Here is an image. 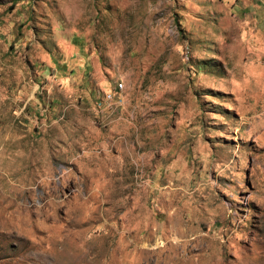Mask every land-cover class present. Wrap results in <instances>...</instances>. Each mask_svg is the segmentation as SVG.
Listing matches in <instances>:
<instances>
[{"label": "rangeland", "instance_id": "rangeland-1", "mask_svg": "<svg viewBox=\"0 0 264 264\" xmlns=\"http://www.w3.org/2000/svg\"><path fill=\"white\" fill-rule=\"evenodd\" d=\"M0 264H264V0H0Z\"/></svg>", "mask_w": 264, "mask_h": 264}]
</instances>
